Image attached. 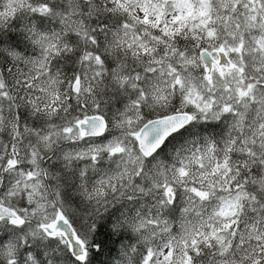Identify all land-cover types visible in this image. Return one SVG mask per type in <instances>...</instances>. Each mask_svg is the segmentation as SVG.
I'll use <instances>...</instances> for the list:
<instances>
[{"label": "snow or ice", "instance_id": "1", "mask_svg": "<svg viewBox=\"0 0 264 264\" xmlns=\"http://www.w3.org/2000/svg\"><path fill=\"white\" fill-rule=\"evenodd\" d=\"M0 264H264V0H0Z\"/></svg>", "mask_w": 264, "mask_h": 264}]
</instances>
